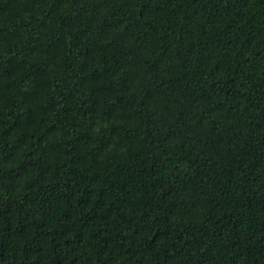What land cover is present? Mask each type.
<instances>
[{
	"label": "trees",
	"instance_id": "16d2710c",
	"mask_svg": "<svg viewBox=\"0 0 264 264\" xmlns=\"http://www.w3.org/2000/svg\"><path fill=\"white\" fill-rule=\"evenodd\" d=\"M0 264H264V0H0Z\"/></svg>",
	"mask_w": 264,
	"mask_h": 264
}]
</instances>
